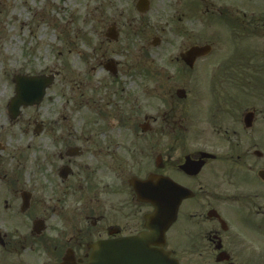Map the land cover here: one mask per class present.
<instances>
[{
  "label": "flooded vegetation",
  "instance_id": "af4514ba",
  "mask_svg": "<svg viewBox=\"0 0 264 264\" xmlns=\"http://www.w3.org/2000/svg\"><path fill=\"white\" fill-rule=\"evenodd\" d=\"M93 9L111 14L76 34L87 50L76 49L80 84L53 67L11 72L0 61V264H89L95 245L117 250L148 233L153 208L134 184L150 177L163 181L164 201L166 179L191 195L165 233L171 257L264 264V0H97ZM56 41L49 51L63 59L71 50ZM193 47L206 52L181 58ZM19 76L47 77L39 101L18 99ZM84 107L91 118L71 122Z\"/></svg>",
  "mask_w": 264,
  "mask_h": 264
},
{
  "label": "rangeland",
  "instance_id": "374dc122",
  "mask_svg": "<svg viewBox=\"0 0 264 264\" xmlns=\"http://www.w3.org/2000/svg\"><path fill=\"white\" fill-rule=\"evenodd\" d=\"M95 2L97 0H0V61L11 72L21 67L28 71L30 69L31 72L47 73L48 69L53 67L55 72L66 76L70 87L73 83L80 84L85 80L86 67L78 62L77 51L87 50L80 44L81 39H75L76 34L79 30L88 34L91 29H100L109 22L108 17L111 14L106 10L101 17L95 16ZM60 35L63 38V46L68 45L71 50V53L65 51L63 59L53 58L49 51V45ZM56 42L60 43L59 40ZM124 44L125 42L121 41L115 47L122 53L119 60L128 58V51L121 49ZM73 51L76 52L72 54ZM131 52L133 56L136 55L135 50ZM170 53L172 52H166V55ZM67 59L69 70L62 68ZM89 69L90 67H87L86 73L91 75ZM134 81L133 89L141 90L140 85L143 83L138 78H134ZM88 83L87 90H93L94 79L89 77ZM77 102V108H80L79 104L84 103L79 99ZM155 104L156 101H150V105ZM87 107L74 115L70 114L71 122H79L82 116L86 120L90 119L92 114Z\"/></svg>",
  "mask_w": 264,
  "mask_h": 264
},
{
  "label": "water",
  "instance_id": "95a60500",
  "mask_svg": "<svg viewBox=\"0 0 264 264\" xmlns=\"http://www.w3.org/2000/svg\"><path fill=\"white\" fill-rule=\"evenodd\" d=\"M201 51L203 49L193 48L186 58L192 59L196 55H200ZM15 83L18 84L16 89L18 99L28 101L25 105L39 101L49 85V81L44 77H16ZM12 106H19L17 98L12 100ZM161 184L163 181L161 183L160 178L153 177L143 186H134L138 197H144V201L154 208L153 213L146 219L149 232L141 234L138 238L115 244L117 250L111 242L95 245L89 264H179L169 253L163 251L162 246L164 245L165 232L176 220L178 205L187 197L188 192L180 187L174 189L171 181H165L164 201L163 195H160ZM172 195H175L174 201L169 199ZM164 203L166 206H163Z\"/></svg>",
  "mask_w": 264,
  "mask_h": 264
}]
</instances>
